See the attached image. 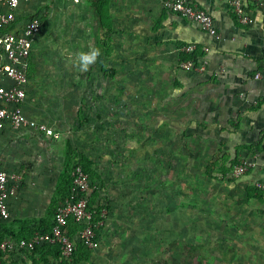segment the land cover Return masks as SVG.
Returning a JSON list of instances; mask_svg holds the SVG:
<instances>
[{
    "label": "rangeland",
    "instance_id": "rangeland-1",
    "mask_svg": "<svg viewBox=\"0 0 264 264\" xmlns=\"http://www.w3.org/2000/svg\"><path fill=\"white\" fill-rule=\"evenodd\" d=\"M159 1L35 0L16 12V29L31 18L40 24L25 113L57 137L0 131V172L11 177L0 225L15 232L14 220H32L23 234L39 233L58 199L49 205L57 175L81 161L94 218L104 216L97 246L74 264L258 263L264 254L251 251L264 253L256 241L264 135L254 113L263 98L244 103L239 86H203V70L180 74L174 58L183 43L166 48L155 38ZM92 47L102 50L97 63L73 68L76 53ZM240 158L253 169L234 175ZM0 264L61 263L43 246L0 252Z\"/></svg>",
    "mask_w": 264,
    "mask_h": 264
},
{
    "label": "built area",
    "instance_id": "built-area-1",
    "mask_svg": "<svg viewBox=\"0 0 264 264\" xmlns=\"http://www.w3.org/2000/svg\"><path fill=\"white\" fill-rule=\"evenodd\" d=\"M35 0H0V131L6 126L13 130H28L44 137H57L51 129L29 118L24 109L26 93L29 88L27 76L28 59L33 42L39 33L40 24L35 18L27 19L22 27L16 29V12ZM48 4L75 6L80 0H42ZM162 7L180 19L194 24L200 32L215 36L212 16L206 11L184 0H163ZM226 9L234 21L241 26L247 25L249 16L246 13L243 0H226ZM176 68L183 72L203 70V62L193 59L197 45L183 43L177 46ZM253 79H264V71L253 74ZM252 167L250 162H240L233 166L231 173L244 174ZM11 177L0 172V220L9 219L7 199L11 188H8ZM70 187L65 198L59 202L53 212L47 232L34 233L27 239L17 241L5 239L0 242V252L14 249L30 251L36 246L50 244L57 246L59 258L71 262V254L75 243H80L86 249L97 246L95 231L101 224L103 214L94 221L93 207H89L92 190L89 177L83 169L75 164L69 171ZM77 226L74 235H67L66 228Z\"/></svg>",
    "mask_w": 264,
    "mask_h": 264
},
{
    "label": "crops",
    "instance_id": "crops-1",
    "mask_svg": "<svg viewBox=\"0 0 264 264\" xmlns=\"http://www.w3.org/2000/svg\"><path fill=\"white\" fill-rule=\"evenodd\" d=\"M184 1L206 10L212 16L216 35L209 36L200 32L194 24L171 14L158 3L154 10L159 16L160 30L155 38L159 40L161 47L166 48H173L178 43H195L198 47L196 58L205 65V70L203 68V72L199 73L203 77V86H215L218 83L234 90L239 86V90L243 92L241 98L244 103H249L254 95L262 96L263 102L254 115L256 133L264 135V79H253L254 73L264 71V0H243L249 16V22L244 26L238 25L229 14L226 0ZM176 59L174 58V63ZM178 72L183 73L179 70ZM262 144L264 146V142ZM257 154H264V149ZM240 159L241 162L251 161L250 158ZM257 176L258 186L262 187L264 166L259 169ZM262 227L263 236L256 241L264 248V224ZM251 252L255 256L264 254ZM258 260L254 264H264V258Z\"/></svg>",
    "mask_w": 264,
    "mask_h": 264
},
{
    "label": "trees",
    "instance_id": "trees-1",
    "mask_svg": "<svg viewBox=\"0 0 264 264\" xmlns=\"http://www.w3.org/2000/svg\"><path fill=\"white\" fill-rule=\"evenodd\" d=\"M190 57L193 58V59H196V55H192ZM75 164H78L83 169V171L85 173H87V175H88V165L86 163H84V162L77 161V162H74L69 167H66V165L63 166V169L59 172V174L56 177L55 184H54V190H53V193H52V195H51V197L49 199V205L52 204V202H53V196L56 193H57L58 199H56V201L53 202L52 210H51V214H50V218H49V223H47L46 226H45V228L42 229L39 233H43V232H47L48 231L49 226H50V223H51V220H52V215H53V212H54V209H55L56 205L59 202H61L65 198V196L67 195L68 190H69V187H70L69 171H70V169L73 166H75ZM63 183H64V185H63ZM61 186H62V188H61ZM89 207H90V205H89ZM96 219L97 218H94V221H96ZM31 221L32 220H24V219H22V220L21 219L20 220H18V219L17 220H14L13 223H15V224H21L19 226V228L15 232L12 231V230H10L8 227H6V223L0 225V242L2 240H4V239H10V240L17 241V240H20V239H27V238H29L31 235L29 237H26L29 234H23V233L28 229V226H29L28 224ZM76 230H77V226L70 224L66 228L65 233L67 235H69V236L70 235H74V233H75ZM43 246L48 247L50 250H52L55 258L61 264H74V263H77V260L79 258H82L85 255L86 250H90V249L84 248L80 243H75L73 252L71 254V262L70 263H67L66 261H63V260H61L59 258L58 248H57V246H54V245L44 244V245L36 246L32 250H30L29 252H31V251L33 252L37 248H40V247H43Z\"/></svg>",
    "mask_w": 264,
    "mask_h": 264
},
{
    "label": "clouds",
    "instance_id": "clouds-1",
    "mask_svg": "<svg viewBox=\"0 0 264 264\" xmlns=\"http://www.w3.org/2000/svg\"><path fill=\"white\" fill-rule=\"evenodd\" d=\"M19 0H14V4H18ZM102 55V50L98 47H92L88 51H80L76 53L73 68L80 72H87L90 67L97 63Z\"/></svg>",
    "mask_w": 264,
    "mask_h": 264
}]
</instances>
